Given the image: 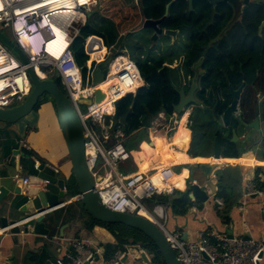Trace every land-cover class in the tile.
<instances>
[{
  "label": "crops",
  "instance_id": "obj_1",
  "mask_svg": "<svg viewBox=\"0 0 264 264\" xmlns=\"http://www.w3.org/2000/svg\"><path fill=\"white\" fill-rule=\"evenodd\" d=\"M78 17L84 19L83 22L87 23V15L86 18L85 16L84 18ZM180 32L179 37L182 36V32L188 35L185 52H178L182 40L178 43L173 38L166 37V39L168 38L167 41H171L169 43L170 51H166V41L161 50L154 49L156 52L151 54V57L154 56V60H163V67L173 72L171 74L174 76L172 83L178 92L183 90L188 96L192 91H195L194 99L197 104L190 105L181 113L174 112L172 116L162 112L152 118L148 129V137L140 144L141 147L138 150L130 151L127 149L129 152L134 153L133 155L130 153V160L118 166V173L122 177L137 172L146 173L158 184L159 190H161L158 195L169 194L166 192L169 188H174V191L177 190L182 193L187 192L192 205L182 211L169 208L166 224L167 230L180 234L187 241H196L199 234L205 233L211 237L212 242L216 241L215 237H242L260 243L264 242V217L262 213L264 208V123L261 121L260 129L253 131L251 136H247V139H243L246 133L238 132L236 142H239L243 147L245 146L242 156L240 158H225L222 156L219 168L213 169L207 179L202 167L212 163L215 139L218 137L219 142L223 144L218 135L221 133V136L226 137L229 132V128L222 131L219 127L216 130V122H219L224 128L223 115L220 116L218 121L217 119L214 121L210 114L212 107L217 105L215 99L224 97L223 92H217V89H212L206 84L207 82L211 85H220L215 79L214 73L220 67H225V65L209 53L219 50V45L222 44L225 35L222 33L217 37H210L204 51H201L197 58L191 62L188 57H192L194 52L190 51L191 46L194 45L193 37L187 30ZM145 33L150 36L151 40L153 32L145 31ZM88 38L85 40V44ZM199 42L202 44L203 41ZM85 44L84 53L87 55ZM151 45L153 44L150 43L149 47ZM172 48L178 49L171 51ZM143 55L145 54H141V58L144 57ZM93 58V56L88 58L85 64L87 70L93 65L91 73L93 77L89 79L94 82L95 69L100 64L94 65ZM145 85L144 81L143 86ZM205 86L207 90H204ZM101 87L104 92L107 90L105 84H102ZM199 92H202L203 97L198 96ZM210 97L213 98L210 99ZM50 102L52 101L44 102L40 106L41 108L39 107L40 110L38 109V111L33 112L18 123L9 126L0 123V190L2 187L11 189L14 183L22 188H27L21 181L15 182L13 180V176L17 173L27 176L29 165L25 155L32 158L36 164L46 162L55 167L61 174H70L71 162L68 149L62 136L55 105L53 102L50 104ZM197 108L200 110L199 114H195ZM259 115L260 119L263 120V109H261ZM45 116L49 119L43 122ZM111 117V119L106 120L104 126L101 125V130L96 131L99 141L106 148L114 146L118 142L124 144L126 141L122 130L119 127L116 128L117 121L114 119V115ZM50 123H54L53 125H57L56 127L59 126L60 133L53 134L56 129H50L48 127ZM43 125L48 127L47 132L51 135L50 137L43 139L39 134L34 136L35 139L32 138L33 141L27 140L29 130L30 132H37L44 128ZM195 125L201 130L199 133H194L192 130V126L195 127ZM103 129H106L109 134L107 140L103 139ZM207 130L213 131L212 135H209ZM244 141H246V144L242 143ZM15 150L21 152L14 160L16 166L10 162ZM35 150L37 152L41 151L40 158L34 156V154L30 156L27 153ZM229 167L239 169L241 176L240 178L238 176V182L235 185L238 194L237 203L232 207L229 216H226L223 213L224 201L217 196L219 187L216 173L218 170ZM101 173H105V168H101ZM249 181L261 186L263 196L244 197L246 184ZM208 182L216 187V193L207 187L208 200L206 202L194 200L190 197L189 186L191 184L206 186ZM37 185L36 179L33 178L31 190L34 194ZM171 194L175 197L173 193ZM75 195L64 200L53 211L50 216L52 223L48 225L51 228L49 236H38L32 233L12 234L10 228L2 229L0 227V264H36L30 256L40 254L43 250H47L50 254L48 263H52V260L68 263L69 258L76 252L75 243L77 241L84 244V255L88 254L89 251L94 253L93 264H108L109 261L106 262L104 258L106 247L108 245L116 246V237L103 227L89 228V216L84 212ZM150 205L153 207L152 204ZM52 233H55V235L52 236ZM140 250L138 246L124 245L123 252L127 254V260L120 264H153L147 257L146 260L141 257ZM118 252H121V250H118L116 254ZM260 264H264V251Z\"/></svg>",
  "mask_w": 264,
  "mask_h": 264
},
{
  "label": "built area",
  "instance_id": "obj_2",
  "mask_svg": "<svg viewBox=\"0 0 264 264\" xmlns=\"http://www.w3.org/2000/svg\"><path fill=\"white\" fill-rule=\"evenodd\" d=\"M17 1L19 3L14 5L12 3V5L7 6L8 1L3 0L6 4V10L0 13V32L4 33L13 43L19 41V36L21 37L22 35H25L31 41H35L37 36L33 34L34 30L32 28L39 24V19L42 18L46 21V24L57 28L61 32L58 40L63 43V47L60 50L55 45L52 47L58 36L55 35V31L53 36H49L45 31L44 35L47 40L37 52L38 55L35 56L34 52L30 50L32 62L27 64L19 59V68L13 70L11 63L18 56L0 40V109L13 108L21 104L30 94L31 84L27 73L29 68H32L40 79H48L58 75L66 87L68 97L75 105L84 123L87 138V167L94 180L95 190L107 208L117 213L134 214L152 221L163 231L167 242L182 264H260L264 251V242L260 243L242 237H215L216 241L212 242L211 237L205 233L199 234L196 241L190 242L182 238L180 234L170 232L166 229L168 205L154 204L152 211L144 205L147 199L161 192L151 181V176L143 172H137L122 177L118 173V166L130 160V152L121 142L109 148L103 146L91 124L104 126L107 117L114 114L115 102L120 101L128 94L135 95L138 89L143 86L144 79L141 76L137 62L129 59L124 54L118 55L110 61L108 72L104 74L103 82L95 84L89 79L93 77L91 75L93 65L87 70L88 74L85 80L83 68L77 65L72 45L76 38L79 37L80 30L85 26L86 22L84 23L79 17L77 21H73L74 15L50 19L51 9L48 8L45 9L46 11L32 10L20 16L17 11H25L28 9H23L25 6L41 0ZM61 1H63L62 3H66V1L74 2V5L62 4L57 10L81 13L85 17L97 4V0H83L78 4L75 0ZM137 1L138 4L139 0ZM24 19L28 24L27 28H24V26L14 28L17 21H24ZM96 46L103 48V40L97 36L89 37L85 44L87 55L90 57L94 56L93 52ZM26 48L29 50L27 43ZM108 56H110V53L108 49H105L101 59L98 57L93 58L94 65L103 63ZM38 71L42 72L44 76H41ZM102 84H105L107 88L105 98L97 103L95 102L96 91L101 90L100 86ZM108 100H110L108 106H103ZM82 101L91 102L83 106L80 104ZM82 106L85 111L82 110ZM88 121L91 122L90 127L88 126ZM102 136L104 140L109 138L106 129H103ZM102 167L105 168L104 174L101 173ZM33 178L36 179L38 184L37 193L42 189L45 182H41L36 177L22 176L19 173L13 176L15 182L21 181L31 193H33V190H31ZM166 192L171 194L174 192V188H169ZM252 196H263V190L259 184L249 181L246 184L244 197ZM262 213L264 217V208ZM75 250L76 255L71 256L68 263L58 260L57 264H82L87 261L89 264L94 263V253L89 251L88 254L84 255L85 248L82 242L77 241L75 243ZM140 252L148 260L152 261L154 257L152 253L146 249H141ZM126 256V253L118 252L108 264H120Z\"/></svg>",
  "mask_w": 264,
  "mask_h": 264
},
{
  "label": "trees",
  "instance_id": "obj_3",
  "mask_svg": "<svg viewBox=\"0 0 264 264\" xmlns=\"http://www.w3.org/2000/svg\"><path fill=\"white\" fill-rule=\"evenodd\" d=\"M97 1L99 2V6L89 13L91 14V18L88 19L86 25L80 31L79 37L72 45V50L74 51L77 63L80 67H83V63L88 60V56L84 53V44L88 37L92 35L99 36L104 39L108 47H112L121 35L120 27L126 25L124 23L130 19L132 12L134 14L136 13V18L140 17V21L142 19L161 20L165 17L167 5L170 3L169 13L162 22V27L167 30H187L191 33L194 40V45L190 48V51L194 52L192 57H188L191 62L193 59L197 58L201 51H204L210 37H217L222 33L225 35L221 42L222 44L219 45V50L232 51L237 54L236 58L239 59L238 66L245 69V75L248 77L249 83L251 84L245 89L242 95L240 117L233 120L226 137L222 138L223 136L221 137V133L218 135L224 145L223 156L225 158H240L244 151V147L241 146L240 143L230 142L232 131L242 124L240 118L246 122H252L257 119L259 114L258 94H264V29L261 35L259 33V28L264 22V0H250L248 9L245 13H243L244 5L241 0H228L215 7L209 4L207 0H194L193 9H190L189 0H140L139 4L135 3V0ZM106 9L116 12L118 16L114 19L104 17L101 11H105ZM135 10H138V12H135ZM94 22L98 24L93 25ZM225 27H229L227 35L224 32ZM116 29L119 33H116ZM147 31L151 32L150 30ZM134 35L135 33L133 32L125 34L122 47L130 38L126 47L137 51L140 55L147 53L146 51L151 42L150 36L145 35L135 40ZM147 41L148 43H146ZM199 41H203L202 44ZM99 47H96V51H98ZM103 48L100 47L98 52L104 54L105 48ZM121 54V51L116 54H110V56L99 65L104 74L108 72L110 61ZM150 56L151 52L148 54V57ZM93 57L96 58L98 56ZM143 59L144 57L136 59V62L146 85L138 89L135 95L128 94L119 101L120 117L130 113L125 125L116 122V128L119 127L126 138L124 143L125 147L130 151L138 150L139 147H141L140 144L148 137V129L152 118L162 112H165L168 116H172L175 112V106L180 102V94L172 83L174 76L171 74L173 72L163 67L164 61L154 59L144 61ZM242 60L243 62H241ZM51 78L54 79L59 87L66 93L61 78L57 75ZM237 78L238 86H241L243 75L238 74ZM253 84H255V86H253ZM222 92L224 96L229 93L228 90ZM198 96L203 97L202 92H199ZM211 98L213 97H210V99ZM45 99L47 101L48 98ZM230 100L231 98L227 97L225 103L212 107L210 114L214 121L220 119V116L223 115L229 107ZM199 112L200 110L197 108L195 114H199ZM111 118V116H108L107 120ZM215 124H217L216 130H218L219 122ZM197 125H195V127L192 126L194 133H199L201 131ZM91 127L95 131L101 130L99 124H91ZM212 132L208 131L207 133L212 135ZM27 153L30 154V156L33 155L31 151ZM130 153L133 155L134 152ZM216 176L219 187L217 196L224 201V215L229 216L232 207L237 203L238 194L237 186L235 185H237L238 176L240 178L241 175L239 169L229 167L224 170H218ZM173 195H175V197H173L172 194H156L145 202H147L148 206H151L150 204L153 206L154 204H166L168 208L181 211L190 208L192 205L187 192L182 193L175 190ZM81 206L86 213L82 204ZM88 226L91 229L96 226L103 227L116 237L117 245H108L106 247L104 256L106 262L110 261L118 250L123 252L124 245H132L138 246L140 249H146L152 253L154 255L151 261L153 264H165L152 240L135 229L128 228L121 224L101 223L92 219L90 216ZM54 235L55 233H52V236ZM74 255H76L75 252L73 256ZM30 258L34 260L36 264H47L50 254L47 250H43L40 254H32Z\"/></svg>",
  "mask_w": 264,
  "mask_h": 264
},
{
  "label": "water",
  "instance_id": "obj_4",
  "mask_svg": "<svg viewBox=\"0 0 264 264\" xmlns=\"http://www.w3.org/2000/svg\"><path fill=\"white\" fill-rule=\"evenodd\" d=\"M193 1L189 0L190 9H193ZM209 4L214 7L218 4L224 3L228 0H207ZM244 5L243 13L248 9L250 0H241ZM99 6V2L97 1ZM170 5H167V11L164 18L161 20H143L142 30H150L153 32L155 38L160 40L162 38L171 37L174 41L180 35L178 30H167L162 27V22L168 16ZM91 18V14H87V20ZM264 29V22L259 28L260 35ZM116 33H119L116 29ZM136 36V33L135 35ZM0 40L8 46L24 63L27 62L21 50L2 32H0ZM125 40V34H121L115 45L109 50L110 54H116L121 50L122 43ZM28 77L31 84V92L25 100L6 110L0 109V123L15 124L18 123L33 112L38 110L42 105L41 100L48 98L55 105L56 115L59 121L62 136L65 140L69 158L71 162V172L69 175L61 174L53 166L46 162H36L25 155L28 160V176L36 177L41 182H45L42 189L37 193H31L28 188H22L17 183L11 189L2 187L0 190V227L2 229L10 228L12 234H34L38 236H49L51 232L50 216L53 214L55 208L72 195L77 196V201L81 203L92 219L105 224H121L128 228L135 229L145 236H147L157 247L165 264H182L174 250L167 242L163 231L149 219L137 216L134 214L117 213L107 208L100 200L96 190L94 180L88 170L86 162V146L87 138L85 134V126L80 118L78 110L73 105L68 95L59 87L57 82L52 79H40L32 68H29ZM104 72L102 68L97 67L94 73V83L100 84L103 82ZM238 91H232L234 100L223 114V124L228 126L230 118L237 113L239 108L240 96L243 88ZM195 91H192L188 96L183 90L179 91L180 102L175 106V112L181 113L190 105L197 104L194 99ZM105 98L101 90L96 91L95 102L99 103ZM89 102L82 101L81 105L85 106ZM114 119L117 122L125 125L128 114L120 117L119 101L114 104ZM251 128L258 129L259 122L255 121L250 124ZM234 140H238L236 132L233 133ZM21 152L15 150L11 157V164L16 166L14 160ZM24 155V154H22ZM223 156V147L218 139H215V148L213 153V161L208 166H203L207 179L213 169L219 168L220 159ZM207 187L216 193V187L210 182L206 186L199 184H191L189 186L190 197L194 200H201L206 202L208 200ZM140 250V247H138ZM142 258H146L142 254ZM127 257L123 258L121 263L126 262ZM146 260V259H145ZM53 264H57L56 260H52ZM49 264V263H47ZM82 264H89L84 262Z\"/></svg>",
  "mask_w": 264,
  "mask_h": 264
},
{
  "label": "rangeland",
  "instance_id": "obj_5",
  "mask_svg": "<svg viewBox=\"0 0 264 264\" xmlns=\"http://www.w3.org/2000/svg\"><path fill=\"white\" fill-rule=\"evenodd\" d=\"M138 1L137 0H135V3H137ZM139 3H140V0H139ZM138 3V4H139ZM98 5L96 4L93 8H92V10L93 9H95L96 7H97ZM91 10V11H92ZM90 11V12H91ZM135 12H138V10H135ZM101 13H102V15L104 16V17H106V18H110V19H114L116 16H118L117 15V13L116 12H112V11H110V10H108V9H106L105 11H101ZM132 15H131V17H130V19L128 20V21H126L124 24H126V25H124V26H121L120 27V32H121V34H128V33H130V32H133V33H136V36H134V38H135V40H137V38L138 39H140V38H142V37H144L146 34L144 33V31L142 30V25H143V19L140 21V17H137L136 18V16L137 15H135L133 12L131 13ZM109 21V20H108ZM96 24H98L97 22H94L93 23V25H96ZM92 27H96V26H92ZM229 27H225L224 28V32H225V34L227 35L228 34V31H229V29H228ZM101 38V37H100ZM155 38V36H154V34L151 36V44H153V45H151L148 49H147V53H145V56H144V61H147V60H150V59H154V56H150V57H148V54H150V52H151V54H154L156 51L155 50H157V51H159V50H161V48H162V45L164 44V42H166L167 41V39L166 38H162V39H160V40H157V39H154ZM102 40H103V43H104V48L105 49H108V51L112 48V47H108L106 44H105V41H104V39L103 38H101ZM130 39V38H129ZM129 39L124 43V46L123 47H121V53L122 54H124L125 56H127L129 59H132V60H134V61H136V59H141V55L137 52V51H135V50H132L131 48L129 49L128 47H126L127 46V44L129 43ZM182 40V41H181ZM179 41H181V45H180V47H179V49L178 48H172L171 49V51H174V50H177L178 49V52L179 53H183V52H185L186 51V44H187V41H188V35L187 34H185L184 32H182V36H180L179 37ZM143 42H145V41H143ZM171 41H167L166 42V46H167V48H166V51L167 52H169L170 51V46H169V43H170ZM146 43H148V41L146 42ZM178 46V45H177ZM96 47H99V46H96ZM99 49H100V47H99ZM155 49V50H154ZM99 51V50H98ZM98 51H96V48H95V51L93 52V54H94V56H98V58L99 59H101V56L103 55V54H101V52H98ZM149 52V53H148ZM86 56H88V58H90V56L89 55H86ZM108 58V57H107ZM76 62H77V60H76ZM85 63H86V61H85ZM85 63H83V67H81V68H83V76H84V78H85V80H86V78H87V74H88V71H87V68H86V64ZM78 64V63H77ZM78 66H79V64H78ZM80 67V66H79ZM56 75H54L53 77H55ZM58 76V75H57ZM84 80V81H85ZM91 82H92V79H91ZM64 85V84H63ZM65 87V86H64ZM65 90H66V87H65ZM67 91V90H66ZM66 94H67V92H66ZM44 101L46 102V99L45 98H43L42 100H41V103L42 104H44ZM47 101H49V99H47ZM50 104H52V102H50ZM40 107V106H39ZM38 107V109L40 110V108ZM82 110H84L85 111V108L82 106ZM38 111V110H37ZM49 119V117H47V116H45V117H43V122H45V121H47ZM54 123H55V121H54ZM53 123V124H54ZM88 123V126L90 127V121H88L87 122ZM52 123H50L49 124V128L50 129H56V132H53V134H56V133H60V129H59V126L58 127H56L55 125H53ZM8 126L10 125V124H7ZM6 125V126H7ZM44 126V125H43ZM48 127L47 126H44V128L43 129H40L39 131H35V132H30V130H29V133H28V135H27V140H31V141H33L32 140V138H34L35 139V135H41L42 137H43V139H45V137L47 138V137H50L51 135L47 132L48 131ZM10 128V127H9ZM8 131V130H7ZM9 132V131H8ZM33 152V154H34V156H37L38 158H40L39 157V155H40V153H41V151H32ZM43 159V158H42ZM144 205L150 210V211H152V209H153V207L152 206H148L147 205V202H144ZM138 234V233H137Z\"/></svg>",
  "mask_w": 264,
  "mask_h": 264
},
{
  "label": "flooded vegetation",
  "instance_id": "obj_6",
  "mask_svg": "<svg viewBox=\"0 0 264 264\" xmlns=\"http://www.w3.org/2000/svg\"><path fill=\"white\" fill-rule=\"evenodd\" d=\"M178 41H179V39L177 38L176 42H178ZM209 54L212 55V56H215L220 63L225 65V67H220L216 71V73H214V77L220 83V85H217V86L216 85H211V84H209L207 82H206V84H208L210 86V88H212V89H217V91H227V90L229 91L228 95H225L223 98H221V99L219 98L218 99V97H217V99H215V104L220 105L222 103H225V101L227 100V97H229V98H231L230 104H229V106H230L231 103L234 100L232 91H238L245 84V87L243 88V91H242L241 96H240L238 112L231 116L228 126H224V128H223L219 124V127L223 131L225 128H227V129L229 128L230 129L233 120L236 119L237 117H240V115H241L242 95H243L245 89H247L251 84L249 83L248 77L245 75V73H246L245 69L243 67L238 66L239 65V59L236 58L237 54L235 52L227 51V50H217V51L210 52ZM241 62H243V60ZM238 74L243 75V79H242L243 81H242L241 86H238V78H237ZM226 82H228V84H226ZM253 86H255V84H253ZM204 90H207L206 86L204 87ZM261 109L264 110V94H262V93L258 94V112H260ZM240 120H241L242 124L232 131V138L230 140L231 143H239V142L234 141V135H233L234 132L238 133V132L242 131V133L243 132L246 133V136H244L243 139H247V136L248 137L251 136V133L253 131H258L260 129L261 121L264 123V119L263 120L260 119V115L259 114H258L257 119L253 120L252 122H246V121L242 120L241 118H240ZM255 121L259 122L258 129H254V128L250 127V124H252ZM246 129H247V131H246ZM222 138H224V137H222ZM217 139H218V137H217ZM245 142L246 141H244L242 143L246 144ZM221 145H223V144H221ZM223 151H224V147H223Z\"/></svg>",
  "mask_w": 264,
  "mask_h": 264
},
{
  "label": "bare ground",
  "instance_id": "obj_7",
  "mask_svg": "<svg viewBox=\"0 0 264 264\" xmlns=\"http://www.w3.org/2000/svg\"><path fill=\"white\" fill-rule=\"evenodd\" d=\"M8 1V3H7V6H10V5H12V3H13V5L15 4V3H19L17 0H7ZM80 1H83V0H75V2L78 4ZM63 1H61V0H41V1H36L35 3H32V4H29V5H27V6H25L23 9H26V8H28V9H26L25 11H17V14H19L20 16H22V14H24V13H26V12H31L32 10H39V11H44L45 9H51V13H50V19H54V18H63L64 16H68V15H74L75 17H73L74 18V20L73 21H77V19H78V16H81L82 18H84V16H83V14H80V13H73V12H71V11H68V10H66V11H59V10H57V9H59L58 7L60 6V5H62V4H69V5H74V2H67L66 1V3H62ZM83 4H85V3H83ZM5 6H6V4L3 2V0H0V13H3L5 10H6V8H5ZM22 10V9H21ZM57 10V11H56ZM46 11V10H45ZM49 12V11H48ZM86 18V17H85ZM72 20V19H71ZM52 21V20H51ZM83 21H84V19H83ZM52 23V22H51ZM53 24V23H52ZM53 28V30L55 31V35H57L58 36V38H57V41L56 42H54L53 44H52V47H54V45L55 46H57V48H58V50H60L62 47H63V43L60 41V40H58V39H60V35H61V32L57 29V28H55V27H52ZM39 72V74L41 75V76H44V74L42 73V72H40V71H38ZM100 89L102 90V87L100 86ZM102 93L104 94V96H105V92L104 91H102ZM111 100V99H110ZM110 100H108L107 102H105L104 104H103V106H108V102L110 101ZM213 161V160H212ZM151 181L154 183V185L155 186H157V188H159L158 187V184L156 183V182H154V180L152 179V177H151Z\"/></svg>",
  "mask_w": 264,
  "mask_h": 264
},
{
  "label": "clouds",
  "instance_id": "obj_8",
  "mask_svg": "<svg viewBox=\"0 0 264 264\" xmlns=\"http://www.w3.org/2000/svg\"><path fill=\"white\" fill-rule=\"evenodd\" d=\"M20 26H24V28L28 27V24L25 19L24 21H21V20L17 21L14 28L20 27ZM32 29L34 30L33 34L37 36L35 41L34 40L31 41L29 40L28 37H26L25 35H22L21 37L19 36V41L14 43L25 56L27 60L26 62L27 64H30L32 62L30 50H32L34 52V55L37 56L38 55L37 52L46 43L47 37L44 35V32L46 31L49 36L54 35V30L52 26L46 24V21L42 18L39 19V24H36V26H34ZM26 43L29 45V50L26 48ZM19 59H20L19 57L18 58L15 57L13 59V62L11 63V67H13V70H17L19 68L20 66Z\"/></svg>",
  "mask_w": 264,
  "mask_h": 264
}]
</instances>
